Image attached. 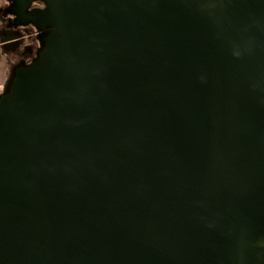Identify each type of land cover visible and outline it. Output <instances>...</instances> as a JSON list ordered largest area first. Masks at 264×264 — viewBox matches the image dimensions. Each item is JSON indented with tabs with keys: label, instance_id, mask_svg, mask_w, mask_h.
<instances>
[{
	"label": "water",
	"instance_id": "obj_1",
	"mask_svg": "<svg viewBox=\"0 0 264 264\" xmlns=\"http://www.w3.org/2000/svg\"><path fill=\"white\" fill-rule=\"evenodd\" d=\"M43 1L0 100V264H264V0Z\"/></svg>",
	"mask_w": 264,
	"mask_h": 264
},
{
	"label": "rangeland",
	"instance_id": "obj_2",
	"mask_svg": "<svg viewBox=\"0 0 264 264\" xmlns=\"http://www.w3.org/2000/svg\"><path fill=\"white\" fill-rule=\"evenodd\" d=\"M20 0H0V100L11 96V88L21 67L41 64L42 53L46 49L50 35L56 29L53 23L44 28L36 25L30 31L29 17L20 10ZM21 13V14H20ZM33 32V33H32ZM18 34V45H7L6 36ZM21 43H20V38Z\"/></svg>",
	"mask_w": 264,
	"mask_h": 264
},
{
	"label": "flooded vegetation",
	"instance_id": "obj_3",
	"mask_svg": "<svg viewBox=\"0 0 264 264\" xmlns=\"http://www.w3.org/2000/svg\"><path fill=\"white\" fill-rule=\"evenodd\" d=\"M45 8H46V3L43 0H34V1H32L31 6H29L28 9L25 10L24 15L27 14L28 12L33 11L34 9H45ZM30 20L31 21H29L28 23L27 22L25 23L26 26L29 24V27H24V28H29L30 31L34 32L36 29V23H35V20H33V19H30ZM21 39H22V37L20 38V43H21Z\"/></svg>",
	"mask_w": 264,
	"mask_h": 264
}]
</instances>
